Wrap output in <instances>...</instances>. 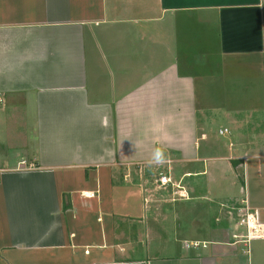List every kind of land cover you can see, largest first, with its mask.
<instances>
[{"label":"crops","instance_id":"obj_1","mask_svg":"<svg viewBox=\"0 0 264 264\" xmlns=\"http://www.w3.org/2000/svg\"><path fill=\"white\" fill-rule=\"evenodd\" d=\"M244 204L264 0H0V264H264Z\"/></svg>","mask_w":264,"mask_h":264},{"label":"built area","instance_id":"obj_2","mask_svg":"<svg viewBox=\"0 0 264 264\" xmlns=\"http://www.w3.org/2000/svg\"><path fill=\"white\" fill-rule=\"evenodd\" d=\"M227 130L223 129L219 131L220 134L226 133ZM24 164V161L20 162ZM171 178L167 175H158L156 177V184L159 186H165L171 184ZM179 188L178 186H176ZM179 195L186 197L185 194L179 192ZM238 226L241 228L242 233L232 234L233 244L235 243H244L247 244L250 240L253 239H264V226L258 221V217L254 211L250 209L247 204L239 207L238 209ZM189 245L196 246L197 243H191ZM188 246V244H187Z\"/></svg>","mask_w":264,"mask_h":264},{"label":"rangeland","instance_id":"obj_3","mask_svg":"<svg viewBox=\"0 0 264 264\" xmlns=\"http://www.w3.org/2000/svg\"><path fill=\"white\" fill-rule=\"evenodd\" d=\"M217 125H218V123L214 126V129H213V131L216 133L217 132ZM217 137H219L221 140H225V138H227L228 137V135L227 134H225V135H223V136H218L217 135ZM137 170H138V168H135V173L133 174V176H134V178H136V181H138L139 183H143L144 185H146L147 187H149L150 189H152V191H153V189H154V186L156 185V177L153 175V173L155 172V171H151L150 173H148L149 175H145V177H146V180H138V177H140V173H138L137 172ZM162 171L163 172H166V167H165V169H162ZM147 174V173H146ZM144 177V178H145ZM142 184V185H143ZM151 192V191H150ZM153 192H156L157 193V191L155 190V191H153ZM154 205V204H153ZM159 205H160V207L161 206H163V204L162 203H159ZM162 208V207H161ZM164 208H165V206H164Z\"/></svg>","mask_w":264,"mask_h":264}]
</instances>
